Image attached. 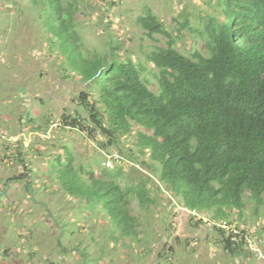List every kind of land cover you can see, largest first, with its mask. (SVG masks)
Masks as SVG:
<instances>
[{
	"label": "trees",
	"instance_id": "obj_1",
	"mask_svg": "<svg viewBox=\"0 0 264 264\" xmlns=\"http://www.w3.org/2000/svg\"><path fill=\"white\" fill-rule=\"evenodd\" d=\"M3 1L0 11L9 16L19 12L28 18L32 10L41 22L48 55H64L55 60L62 79L86 84L77 107L65 110L57 127L62 131L49 132L50 119L44 117L45 127L35 130L49 139L17 156L26 175L9 180L5 188L24 181L37 188L43 179L46 190L55 185L70 198L77 215L90 214L106 226L115 248L125 247L128 239L148 253L153 248L143 213L149 214L158 196L170 192L173 201L195 213L193 220L207 214L223 250L248 260L249 234L241 221L246 197L264 204V0H220L214 15L206 12L196 23L206 53L192 54L177 48L175 35L146 7L136 25L152 40L163 36L165 43L153 45L138 61L119 56L121 45L112 35L104 52L87 49L79 16L92 10L89 0ZM188 25L185 18L182 28ZM149 73L156 78L157 92ZM20 87L25 92L17 100L28 96ZM32 113L28 123L23 117L29 126L39 120ZM65 132L94 142L105 156L117 148L114 167L76 153ZM220 222L226 225L218 226ZM67 223L77 229L81 221ZM80 244L76 248L83 253L75 254L82 255L83 264L89 258L99 261Z\"/></svg>",
	"mask_w": 264,
	"mask_h": 264
},
{
	"label": "rangeland",
	"instance_id": "obj_2",
	"mask_svg": "<svg viewBox=\"0 0 264 264\" xmlns=\"http://www.w3.org/2000/svg\"><path fill=\"white\" fill-rule=\"evenodd\" d=\"M89 2L92 7L88 11L90 13L84 11L79 16V29L87 49L104 52L108 35H112L121 45L119 56L131 57L135 61L151 52L153 45L165 43L163 36L157 35V41L152 40L136 25L138 17L145 14L146 7H150L175 35L177 48L192 54L195 50L206 53L204 41L195 31L196 23L202 21L206 12L214 15L220 4V0ZM209 2L212 6L208 5ZM112 3H115L114 9L108 14L107 9ZM2 4L5 2L0 0ZM29 11L28 18L20 17L19 12H16V17L15 13L9 16L7 11H0V135H5L0 139V193L3 194H0V264H83L82 255L75 254L77 251L83 253L76 248L78 242L81 243L79 247L88 249L91 257L99 259L93 262L89 258L84 264H264V204L257 205L247 197L241 221H245L249 234L248 260L223 250L218 243L220 235L211 227L207 214L193 220L195 213L186 210L180 201H173L170 192L158 196L157 207H152L149 214L143 213L142 221L149 230L147 238L151 241L149 247L153 248L148 253L143 246H131L128 239L124 242L125 247L115 248L106 226L97 224L90 214L89 218L77 215L70 198L59 193L55 185L46 190L43 179V182L37 180V188L25 181L11 182L6 191L4 181L26 175L21 168L23 165L16 160L17 156L27 152L30 146L43 144L49 139L35 130L46 125L44 117L50 119L49 132L59 133L62 130L57 127L65 110L75 109L77 97L86 91V84L80 80L62 79L55 60L58 57L64 59V55L57 51L51 57L48 55L41 22L32 10ZM185 18L189 19L190 25L184 29L182 23ZM147 76L152 89L157 92L159 86L155 76L153 73ZM20 86L27 90L28 96L17 100L18 95L25 92ZM32 110V116L39 120L29 126L27 115ZM64 135L76 153L99 158L114 167L117 148L112 150L113 154L105 156L99 153L94 142L86 141L77 133L65 132ZM144 172L152 175L147 169ZM135 212H138L137 206ZM76 219L81 221L77 229L67 223ZM200 219H203V224L196 225ZM234 225L232 227L236 228L238 223ZM63 231H68V234ZM60 241L66 247L61 246Z\"/></svg>",
	"mask_w": 264,
	"mask_h": 264
},
{
	"label": "clouds",
	"instance_id": "obj_3",
	"mask_svg": "<svg viewBox=\"0 0 264 264\" xmlns=\"http://www.w3.org/2000/svg\"><path fill=\"white\" fill-rule=\"evenodd\" d=\"M212 225H213V223L212 222H210ZM224 224V222H220L219 224H218V226H222Z\"/></svg>",
	"mask_w": 264,
	"mask_h": 264
},
{
	"label": "crops",
	"instance_id": "obj_4",
	"mask_svg": "<svg viewBox=\"0 0 264 264\" xmlns=\"http://www.w3.org/2000/svg\"><path fill=\"white\" fill-rule=\"evenodd\" d=\"M9 182V180L7 181V183ZM20 183H24V182H20ZM10 185H8V189L11 187L12 183H9Z\"/></svg>",
	"mask_w": 264,
	"mask_h": 264
},
{
	"label": "flooded vegetation",
	"instance_id": "obj_5",
	"mask_svg": "<svg viewBox=\"0 0 264 264\" xmlns=\"http://www.w3.org/2000/svg\"><path fill=\"white\" fill-rule=\"evenodd\" d=\"M4 184H8L7 181H4ZM7 190H8V187H6V191H7ZM6 191H5V192H6Z\"/></svg>",
	"mask_w": 264,
	"mask_h": 264
},
{
	"label": "built area",
	"instance_id": "obj_6",
	"mask_svg": "<svg viewBox=\"0 0 264 264\" xmlns=\"http://www.w3.org/2000/svg\"><path fill=\"white\" fill-rule=\"evenodd\" d=\"M226 225V223H224L222 226H225Z\"/></svg>",
	"mask_w": 264,
	"mask_h": 264
}]
</instances>
